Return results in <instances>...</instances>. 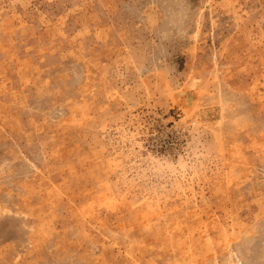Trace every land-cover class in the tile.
Masks as SVG:
<instances>
[{"label":"rangeland","instance_id":"rangeland-1","mask_svg":"<svg viewBox=\"0 0 264 264\" xmlns=\"http://www.w3.org/2000/svg\"><path fill=\"white\" fill-rule=\"evenodd\" d=\"M0 264H264V0H0Z\"/></svg>","mask_w":264,"mask_h":264},{"label":"bare ground","instance_id":"bare-ground-1","mask_svg":"<svg viewBox=\"0 0 264 264\" xmlns=\"http://www.w3.org/2000/svg\"><path fill=\"white\" fill-rule=\"evenodd\" d=\"M191 100V99H190Z\"/></svg>","mask_w":264,"mask_h":264}]
</instances>
